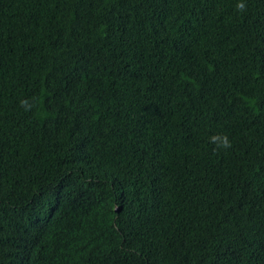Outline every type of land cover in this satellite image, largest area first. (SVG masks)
Masks as SVG:
<instances>
[{"label": "trees", "instance_id": "obj_1", "mask_svg": "<svg viewBox=\"0 0 264 264\" xmlns=\"http://www.w3.org/2000/svg\"><path fill=\"white\" fill-rule=\"evenodd\" d=\"M0 264H264V0H0Z\"/></svg>", "mask_w": 264, "mask_h": 264}, {"label": "clouds", "instance_id": "obj_2", "mask_svg": "<svg viewBox=\"0 0 264 264\" xmlns=\"http://www.w3.org/2000/svg\"><path fill=\"white\" fill-rule=\"evenodd\" d=\"M242 7V6H241ZM219 139V143H218V147L221 149H227L229 147H231V142L229 141V139L227 138V136H223L222 138H218L217 136H213L211 138V142L212 143H217ZM119 207H116L115 210H118Z\"/></svg>", "mask_w": 264, "mask_h": 264}]
</instances>
